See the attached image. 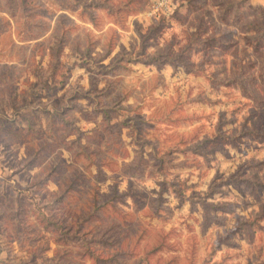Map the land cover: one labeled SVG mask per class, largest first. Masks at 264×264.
Here are the masks:
<instances>
[{
    "label": "rangeland",
    "instance_id": "1",
    "mask_svg": "<svg viewBox=\"0 0 264 264\" xmlns=\"http://www.w3.org/2000/svg\"><path fill=\"white\" fill-rule=\"evenodd\" d=\"M0 0V264H264V2Z\"/></svg>",
    "mask_w": 264,
    "mask_h": 264
},
{
    "label": "built area",
    "instance_id": "2",
    "mask_svg": "<svg viewBox=\"0 0 264 264\" xmlns=\"http://www.w3.org/2000/svg\"><path fill=\"white\" fill-rule=\"evenodd\" d=\"M146 2L150 5L145 16L154 21L173 15L177 9L173 0H146Z\"/></svg>",
    "mask_w": 264,
    "mask_h": 264
},
{
    "label": "crops",
    "instance_id": "3",
    "mask_svg": "<svg viewBox=\"0 0 264 264\" xmlns=\"http://www.w3.org/2000/svg\"><path fill=\"white\" fill-rule=\"evenodd\" d=\"M263 2V1H262Z\"/></svg>",
    "mask_w": 264,
    "mask_h": 264
}]
</instances>
